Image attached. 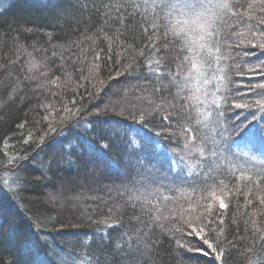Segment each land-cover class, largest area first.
Returning a JSON list of instances; mask_svg holds the SVG:
<instances>
[{
    "label": "trees",
    "instance_id": "obj_1",
    "mask_svg": "<svg viewBox=\"0 0 264 264\" xmlns=\"http://www.w3.org/2000/svg\"><path fill=\"white\" fill-rule=\"evenodd\" d=\"M153 2L0 0V264H46L52 248L79 264H264V172L180 182L144 156L182 144L181 113L194 125L202 57ZM228 2L203 57L219 58V104L234 100L224 125L247 115L264 132V0ZM133 177L150 183L135 199Z\"/></svg>",
    "mask_w": 264,
    "mask_h": 264
},
{
    "label": "rangeland",
    "instance_id": "obj_2",
    "mask_svg": "<svg viewBox=\"0 0 264 264\" xmlns=\"http://www.w3.org/2000/svg\"><path fill=\"white\" fill-rule=\"evenodd\" d=\"M142 1L145 2L146 0ZM154 1V8L162 13L161 16L173 19L170 21V29L167 31L171 35V38L179 40L183 46L187 41V44L194 46L202 54V57L199 58V62L193 70L197 79L195 87L192 90L198 95L195 105L190 109L194 114V125H190L188 122L185 123L187 118L186 112L184 114L181 113L177 117V123H182V126L179 128L181 131L174 138L179 139L182 144L171 148L170 152L167 150V152L160 153V150L158 151L155 147L148 148L144 152L145 157L153 160V174L157 170L163 171L164 174L167 171L169 175L175 179L177 178L180 182L189 180L188 183H194L198 178H203L204 172L210 167L217 168L219 171L245 168L253 173L264 172V132L257 130L255 133H251L249 131L251 127L250 121L247 115L244 117V122L242 124L239 122L240 126L236 128H227L224 125V118L221 114L222 108L231 111L234 108V100H229L228 104H225V107L219 104L218 85L220 80L217 75L215 76V72L211 71L215 70L216 67L218 68L219 58L214 53L210 56L206 53L203 57V52L209 50L207 43L209 42L210 35L207 38L206 32L211 30L210 25L220 27L225 21V19L221 20L224 9L212 7L215 4L221 3L222 0H202L209 8H198L195 10L172 9L165 6V3H177L178 0ZM212 30L215 29L212 28ZM261 57H264L263 52L259 53L258 59H261ZM204 69L205 71H203ZM203 73H208L209 78L205 77ZM245 81V77L241 76L240 82L244 83ZM239 85L240 88L237 87L236 97L234 98L241 97L240 93L244 87L241 84ZM182 89L189 91L184 87ZM259 114H262L261 117L264 118V109H259ZM255 121H258V119ZM210 123L212 124V128L210 130L205 129ZM169 125L172 126L170 123ZM241 125L244 126L242 131ZM217 132H220L218 135L222 137L221 142L216 141L218 138ZM241 134H243L242 137ZM236 135L238 136L235 138ZM260 142L262 145H259ZM153 143H156V141H153ZM214 155H217L219 159L206 164L207 157L212 160L214 159ZM111 162L112 166L109 165L105 169V173L110 177V189L117 191L118 185L121 182L118 178V172H116V168L114 167L116 162L115 160ZM256 162L262 165L254 164ZM124 181L130 182L132 187L131 195L134 199L141 185H150V183L145 184L136 177H133L131 180L125 179ZM2 184L6 187L5 183ZM145 192L148 193L147 189H145ZM149 193L150 195L147 194L146 196L157 198L162 195L159 192L149 191ZM76 238L85 239V235L81 233ZM65 253L61 248L47 250L46 257H44L46 264H79L78 260L74 258L66 262L65 260H68L69 257L64 258L62 254L66 256Z\"/></svg>",
    "mask_w": 264,
    "mask_h": 264
},
{
    "label": "snow or ice",
    "instance_id": "obj_3",
    "mask_svg": "<svg viewBox=\"0 0 264 264\" xmlns=\"http://www.w3.org/2000/svg\"><path fill=\"white\" fill-rule=\"evenodd\" d=\"M163 2V0H162ZM166 7H170L172 9H181V10H195V9H208L209 6L204 4L202 0H178L177 3L167 4L165 3ZM212 7L215 8H223L228 9L231 7L228 0H222L221 3L215 4ZM203 15V13H201ZM210 19V17H209ZM208 35H211V33H208ZM185 46H187V41L185 42ZM227 205L223 202V200L220 201V208L224 209ZM195 231V230H194ZM209 247H211V244H209Z\"/></svg>",
    "mask_w": 264,
    "mask_h": 264
}]
</instances>
